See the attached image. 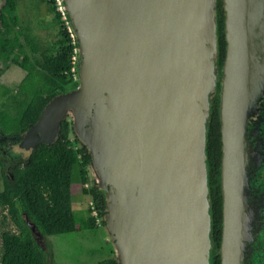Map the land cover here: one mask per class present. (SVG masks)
I'll use <instances>...</instances> for the list:
<instances>
[{
	"label": "water",
	"instance_id": "95a60500",
	"mask_svg": "<svg viewBox=\"0 0 264 264\" xmlns=\"http://www.w3.org/2000/svg\"><path fill=\"white\" fill-rule=\"evenodd\" d=\"M60 2L78 84L46 104L12 151L28 160L71 119L117 263L212 264L206 146L218 97L221 264H264V0H222V67L217 0Z\"/></svg>",
	"mask_w": 264,
	"mask_h": 264
},
{
	"label": "trees",
	"instance_id": "16d2710c",
	"mask_svg": "<svg viewBox=\"0 0 264 264\" xmlns=\"http://www.w3.org/2000/svg\"><path fill=\"white\" fill-rule=\"evenodd\" d=\"M46 4L58 25L53 50L42 51L24 31L18 15L17 0H0V64L19 68L24 77L15 91L0 82V139L15 144L22 133L34 125L46 104L55 96L77 87V42L69 32L68 18L63 20L56 0H40ZM222 0H217L219 30V66L222 67L226 46ZM23 38V41L21 40ZM28 49V51H27ZM19 58L14 59L15 55ZM7 68L0 67V79ZM208 186L212 202L214 248L212 264H221L219 250L222 240L223 200L221 196L222 142L219 118V99L211 107V122L207 135ZM91 158L85 148L73 137L72 122L61 123L60 139L52 145H39L28 160L12 150H0V172L3 177L0 206L7 209L8 217L16 232L1 233V264H55L36 242L26 217L34 223L44 238L71 235L97 228V221L90 217L88 204L83 215L72 206L74 184L82 194L90 197L104 214L106 204L99 190L90 184ZM111 253L113 250L111 249ZM97 264H118L113 254Z\"/></svg>",
	"mask_w": 264,
	"mask_h": 264
},
{
	"label": "rangeland",
	"instance_id": "374dc122",
	"mask_svg": "<svg viewBox=\"0 0 264 264\" xmlns=\"http://www.w3.org/2000/svg\"><path fill=\"white\" fill-rule=\"evenodd\" d=\"M39 2L40 0H17V13L21 26L24 28L23 32L30 35L42 52L49 49L53 50L52 45L57 39L58 25L55 23L54 16L49 12L46 4H40L39 11L36 9ZM21 40L23 41V38ZM19 57L20 54H17L14 59ZM0 67L7 68L4 76L0 79L1 84L15 91L24 77V73L15 66H9L6 62L0 64ZM73 137H75L74 134ZM90 179V184L86 185L87 188L93 184L91 174ZM2 186L3 177L0 172V193L2 192ZM90 202V197L84 196L82 188L74 184L72 188V206L75 212L83 215L86 206L90 205ZM97 226L93 230L76 232L71 235L42 237L39 243L45 248L48 258L52 256L55 264H97L110 257L111 254L114 256V251L111 253L113 248L106 235L101 218L97 221ZM3 231L16 232V228L8 217L7 209L0 206V257L1 233Z\"/></svg>",
	"mask_w": 264,
	"mask_h": 264
},
{
	"label": "built area",
	"instance_id": "2783aa9c",
	"mask_svg": "<svg viewBox=\"0 0 264 264\" xmlns=\"http://www.w3.org/2000/svg\"><path fill=\"white\" fill-rule=\"evenodd\" d=\"M57 4H58V10L62 13L63 15V20H65V17H67L62 9V6H61V2L60 0H56ZM67 26H68V29H69V32H71L70 30V26H69V21L67 23ZM72 33V32H71ZM73 35V33H72ZM74 37V36H73ZM90 208H91V214H90V217L96 219L97 221L99 220V213H98V210L96 209V206L95 204L91 201L90 202Z\"/></svg>",
	"mask_w": 264,
	"mask_h": 264
},
{
	"label": "flooded vegetation",
	"instance_id": "af4514ba",
	"mask_svg": "<svg viewBox=\"0 0 264 264\" xmlns=\"http://www.w3.org/2000/svg\"><path fill=\"white\" fill-rule=\"evenodd\" d=\"M12 145H14L12 142L7 141L5 139H0V150L3 151L5 154L7 153V151L12 150Z\"/></svg>",
	"mask_w": 264,
	"mask_h": 264
}]
</instances>
